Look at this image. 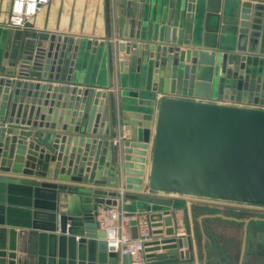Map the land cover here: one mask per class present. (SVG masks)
Masks as SVG:
<instances>
[{"label":"water","instance_id":"water-1","mask_svg":"<svg viewBox=\"0 0 264 264\" xmlns=\"http://www.w3.org/2000/svg\"><path fill=\"white\" fill-rule=\"evenodd\" d=\"M118 5L120 23L126 16L134 29L116 42L118 105L89 77L97 46L110 72L109 41L50 35L14 65L2 60L0 264L17 263V228L40 231L41 261L48 253L50 264H118L97 215L121 197L130 201L123 208L133 238L135 216L146 214L153 227L144 264H193L168 194L264 206V0ZM202 86L211 101L192 98ZM106 98L108 121L101 122ZM60 191L69 193L65 213Z\"/></svg>","mask_w":264,"mask_h":264},{"label":"crops","instance_id":"crops-1","mask_svg":"<svg viewBox=\"0 0 264 264\" xmlns=\"http://www.w3.org/2000/svg\"><path fill=\"white\" fill-rule=\"evenodd\" d=\"M12 1L0 0V66L3 59L8 60V67L14 65L15 59L24 52L26 47L39 41H47L50 35L68 40L109 41L112 46L111 56L113 59L110 72L105 65V48L97 46L96 61L89 77L94 82L93 87L95 89L107 90L109 94H113L114 103L116 105L120 103V93L124 88L120 85L117 68L116 42L125 40L124 32L128 30L131 34L134 29L132 23L125 22L126 16H124V21L120 23L118 0H49L22 27H13L9 24ZM125 8L127 12V6ZM108 83L110 84L107 85ZM198 91L201 95L198 98L192 97L193 99L212 100L206 95L208 91L206 86L200 87ZM162 97V95H158V99ZM108 112V99L106 98L101 122L108 121ZM112 138L116 140L118 136L113 135ZM149 160L148 158L146 174L148 173ZM118 165L120 166L119 161ZM120 168L123 171V167ZM121 170L120 176L124 180ZM7 175L14 174L8 173ZM17 176L29 177L30 175ZM91 186L107 188L104 185ZM145 190L150 191L147 185ZM125 191V187L121 184L118 192L120 195H124ZM68 194L65 191H60L58 194L57 201L60 213H65L68 209ZM174 199L177 206L170 210L173 226L177 236L188 237L190 253L194 257L193 264H264V206L257 207V211L253 209L254 213H252V206L242 209V206L237 204L210 203L182 196L174 197ZM121 200L122 198H118L119 202ZM124 203H130V201H124ZM108 208L109 205L106 204L99 206V210ZM196 221L198 223V248L196 244ZM151 230V239L147 242L146 247L150 246L156 239L152 225ZM17 231L18 256L16 264H50L48 263V253L44 254L46 261H41L42 255L39 253L40 231L32 228H17ZM239 243L241 244V252L236 247V244ZM224 245L225 247H223ZM41 249L44 252L50 250L48 244L45 247L42 246ZM62 249L60 241H57L53 252L59 254ZM145 249L133 258H140L144 261ZM188 263L187 260L181 262V264ZM51 264H60V262ZM118 264H121L120 257H118Z\"/></svg>","mask_w":264,"mask_h":264},{"label":"built area","instance_id":"built-area-1","mask_svg":"<svg viewBox=\"0 0 264 264\" xmlns=\"http://www.w3.org/2000/svg\"><path fill=\"white\" fill-rule=\"evenodd\" d=\"M49 0H13L9 15V24L13 27H22L39 11L40 7ZM170 196H181L168 194ZM119 202L118 206H109L106 210H99L97 222L100 229L106 230L108 233L107 243L111 251L118 253L121 264H124L123 257L130 255L132 257L131 264H144L140 258L133 256L142 252L146 243L151 239V222L146 214H140L134 218L137 221L138 237L133 238L131 235V217L127 216L123 208L124 200ZM212 203H230L207 198H194ZM254 206V205H253ZM263 207V206H254Z\"/></svg>","mask_w":264,"mask_h":264},{"label":"rangeland","instance_id":"rangeland-1","mask_svg":"<svg viewBox=\"0 0 264 264\" xmlns=\"http://www.w3.org/2000/svg\"><path fill=\"white\" fill-rule=\"evenodd\" d=\"M193 199H194V198H193ZM210 203H211V202H210ZM235 204H237V205H239V206H242V209H243V208H247V207H249V206H252V208H251V209H252V211H251L252 213H254V212H253V211H254L253 209H256V207L253 208L255 205L253 206V205H249V204H240V203H235ZM243 206H244V207H243ZM242 209L240 208L241 211H242ZM256 211H257V209H256ZM241 213H242V212H241ZM252 215H253V214H252ZM195 230H196V236H197V237H196V240H197V241H196V244H197V248H198V223H197V221H196V228H195ZM240 245H241L240 243H239V244H236V247H237V249H240V250H238V251L241 252L242 249L240 248ZM223 247H225V245H224Z\"/></svg>","mask_w":264,"mask_h":264}]
</instances>
